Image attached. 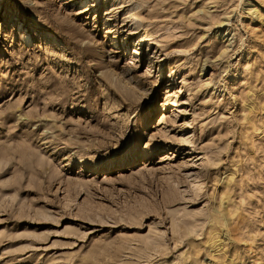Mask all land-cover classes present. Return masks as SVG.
<instances>
[{
	"label": "rangeland",
	"instance_id": "374dc122",
	"mask_svg": "<svg viewBox=\"0 0 264 264\" xmlns=\"http://www.w3.org/2000/svg\"><path fill=\"white\" fill-rule=\"evenodd\" d=\"M0 264H264V0H0Z\"/></svg>",
	"mask_w": 264,
	"mask_h": 264
},
{
	"label": "bare ground",
	"instance_id": "6f19581e",
	"mask_svg": "<svg viewBox=\"0 0 264 264\" xmlns=\"http://www.w3.org/2000/svg\"><path fill=\"white\" fill-rule=\"evenodd\" d=\"M67 28H68V26H67ZM68 29H69L70 31L74 30L72 27H69ZM75 33H76V32H75Z\"/></svg>",
	"mask_w": 264,
	"mask_h": 264
}]
</instances>
